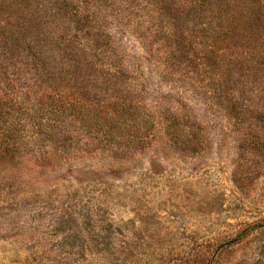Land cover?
<instances>
[{
	"label": "rangeland",
	"instance_id": "rangeland-1",
	"mask_svg": "<svg viewBox=\"0 0 264 264\" xmlns=\"http://www.w3.org/2000/svg\"><path fill=\"white\" fill-rule=\"evenodd\" d=\"M75 2L0 0V74L57 110L4 154L0 264H264V0Z\"/></svg>",
	"mask_w": 264,
	"mask_h": 264
},
{
	"label": "trees",
	"instance_id": "trees-1",
	"mask_svg": "<svg viewBox=\"0 0 264 264\" xmlns=\"http://www.w3.org/2000/svg\"><path fill=\"white\" fill-rule=\"evenodd\" d=\"M186 6L194 9L198 12V15L202 13L214 11H224L229 5L233 4L235 0H181ZM33 0H9L10 7L15 8L17 11L20 10L22 15L35 14L33 8ZM72 4L70 7L71 13L75 17H82L84 15V7L76 3L75 0H66L65 5ZM19 16V14H18ZM214 17V16H212ZM21 18H27L22 16ZM48 41L59 43V48L64 52H75V48L71 47L74 39L78 37V34L65 35L61 31L54 32ZM40 34V33H39ZM28 34L25 32V39ZM34 42H37V46H43L47 40L40 37L32 38ZM94 44L89 43L84 46L86 49L93 50ZM94 50H100V47L94 46ZM66 56V55H65ZM109 67H116L111 64ZM113 70L109 68V71ZM60 71V70H59ZM70 71V70H69ZM67 73V72H66ZM73 73H70V75ZM31 85L26 87L24 92L21 82L15 77L0 74V167L8 164L4 154L11 153L16 154L22 152L24 141L27 145L34 147L42 140L45 141V137L40 138L41 134H49L54 128L49 126V129H44L42 125L43 119H48L50 113H55L57 110L53 107V103H50L47 109L41 111L40 96L38 99L32 101L28 98L27 93H31ZM28 91V92H27ZM47 91V90H46ZM50 93V92H47ZM30 95V94H29ZM44 99V98H43ZM46 99H56L52 95H47ZM42 104V103H41ZM70 104V102H68ZM44 106V104H42ZM52 106V107H51ZM41 111V112H40ZM54 120V119H53ZM55 121V120H54ZM52 128V129H51ZM48 132V133H47ZM43 136V135H42ZM49 141L46 137V142ZM62 146V145H61ZM61 148V147H60ZM58 151H61L60 149ZM57 156V153L54 154ZM58 157V156H57ZM67 160V159H66Z\"/></svg>",
	"mask_w": 264,
	"mask_h": 264
}]
</instances>
